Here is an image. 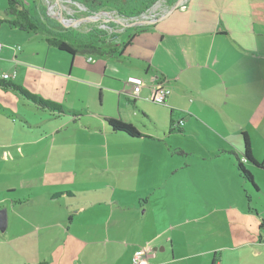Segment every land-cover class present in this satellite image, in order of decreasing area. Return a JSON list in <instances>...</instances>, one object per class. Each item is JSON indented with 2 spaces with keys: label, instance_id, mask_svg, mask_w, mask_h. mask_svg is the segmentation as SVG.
<instances>
[{
  "label": "crops",
  "instance_id": "obj_1",
  "mask_svg": "<svg viewBox=\"0 0 264 264\" xmlns=\"http://www.w3.org/2000/svg\"><path fill=\"white\" fill-rule=\"evenodd\" d=\"M7 1L0 78L64 108L43 110L13 90L42 112L30 123L42 130L17 153L27 157L26 144L45 164L31 176L41 183L4 206L0 234L20 262L133 264L145 251L148 264H264V168L244 160L243 136L264 166V0H189L124 34L121 55L94 62L10 28ZM159 85L171 90L166 105L151 100Z\"/></svg>",
  "mask_w": 264,
  "mask_h": 264
},
{
  "label": "trees",
  "instance_id": "obj_2",
  "mask_svg": "<svg viewBox=\"0 0 264 264\" xmlns=\"http://www.w3.org/2000/svg\"><path fill=\"white\" fill-rule=\"evenodd\" d=\"M84 5L89 12H100L104 10H115L126 17H136L150 9L158 0H72ZM178 0H168L173 5ZM34 6L32 11L22 0H8L6 14L9 17L4 20L12 29L28 32L45 38L46 42L61 52L70 55H95L99 57H113L123 53L131 43V39H122L117 42L116 34L109 33L99 27L97 23H91L85 29H75L51 18L46 13V7L40 0H31ZM135 27V29L144 28ZM132 38V36L130 37ZM0 88L14 90L32 101L37 107L50 112H62V105L46 100L39 95L33 94L18 85L14 81L0 78ZM108 126L115 132H122L132 138L144 137L133 125L115 119H106ZM180 132L181 129L171 128L170 132ZM244 136V157L247 162L264 168L263 164L257 162L253 155L251 141L247 133ZM238 169L243 177L252 187L258 189L257 183L251 171H249L240 158ZM36 264H48L39 262Z\"/></svg>",
  "mask_w": 264,
  "mask_h": 264
},
{
  "label": "rangeland",
  "instance_id": "obj_3",
  "mask_svg": "<svg viewBox=\"0 0 264 264\" xmlns=\"http://www.w3.org/2000/svg\"><path fill=\"white\" fill-rule=\"evenodd\" d=\"M22 1L34 11L31 0ZM40 2L46 7L47 15L53 18L49 14V11L47 12L50 2L47 0H40ZM69 4L64 5L66 9H61V15L75 22L74 24L70 23L71 27L73 26L78 30L85 29L86 22L84 20L81 21L85 16L79 11L74 13L76 5ZM61 5L62 4L59 2L55 9L56 12H59V6ZM67 23L69 24V22ZM132 30V28H129L124 34ZM37 38V40H42L43 37L39 36ZM3 41L2 39L0 42L4 43ZM8 72L11 73L10 68ZM24 81L27 87L36 86L30 77L26 78ZM4 101L7 105L1 103ZM11 105L13 108L15 107V109L12 108L10 110L7 108ZM41 114V111L31 103L24 101L22 97L15 94L13 90L0 88V210L1 208L6 209L4 206L8 208L12 207L13 199L18 197L20 193L41 183L38 178L37 181L31 180V176L42 173L45 164L40 163L39 160L36 163L31 162L32 152L29 149L32 148H29L26 144H23L22 147L27 152V157L21 158L17 153V150H20V143L33 139L42 130L36 127L30 128L31 121L39 119ZM39 148V146L35 147V149ZM12 187H16L19 190L14 192V188ZM10 216L11 221H13V213L10 212ZM1 232L2 231H0V233ZM8 239L9 237L7 235L4 237V235L2 236L0 234V264H22L20 262L21 256L17 253V244L8 243ZM249 262L250 259H247L248 264Z\"/></svg>",
  "mask_w": 264,
  "mask_h": 264
},
{
  "label": "built area",
  "instance_id": "obj_4",
  "mask_svg": "<svg viewBox=\"0 0 264 264\" xmlns=\"http://www.w3.org/2000/svg\"><path fill=\"white\" fill-rule=\"evenodd\" d=\"M49 3V7L47 12L49 11V14L54 18L58 19L59 17H63L64 22L63 24L66 26L71 27L69 23H75L72 19H67L65 16L61 15V9H66L64 6L65 4H75L76 10L75 12H82L83 18L81 21L86 22V26H88L91 23H97L99 27L103 28L109 33L116 34V40L117 42H121L122 38L124 36V33L127 32L129 28H135V27H142L147 26L150 22H157L159 19L167 16L173 8L178 6V8L184 9L187 6V3L189 0H178L175 4L171 5L168 0H158L150 9L145 11L139 16L136 17H126L121 14H119L115 10H104L100 12H89L88 9L78 3L73 2L72 0H47ZM54 1V2H53ZM59 2L62 4L59 6V12H56L57 5ZM69 4V5H70ZM80 20V19H79ZM76 21V20H75ZM73 27V26H72ZM2 44H0V50L2 49ZM20 49V46H19ZM89 61L94 62V58L90 55ZM3 79L10 80L11 76L9 74H5ZM142 85H137L134 87V96L139 97V94L141 92ZM171 93V90L167 88L166 86L159 85L157 86L153 91L151 95V100L159 105H166L167 104V98L169 94ZM183 125V121L179 124L173 125L172 128L174 129H181V126ZM245 160V159H244ZM133 264H148L146 260V252L145 251H139L134 259Z\"/></svg>",
  "mask_w": 264,
  "mask_h": 264
},
{
  "label": "water",
  "instance_id": "obj_5",
  "mask_svg": "<svg viewBox=\"0 0 264 264\" xmlns=\"http://www.w3.org/2000/svg\"><path fill=\"white\" fill-rule=\"evenodd\" d=\"M177 8H178V6H176L175 8H173L172 11H171L167 16H165V17L159 19L158 21H161V20L165 19L166 17H168V16H169L170 14H172ZM57 20H58L59 22H61V23L64 22L63 17H59ZM158 21H157V22H158ZM157 22H155V23H157ZM155 23H154V22H150V23H147V24H149V25H154ZM6 226H7V211H6V209H1V210H0V230H1V231H5Z\"/></svg>",
  "mask_w": 264,
  "mask_h": 264
},
{
  "label": "bare ground",
  "instance_id": "obj_6",
  "mask_svg": "<svg viewBox=\"0 0 264 264\" xmlns=\"http://www.w3.org/2000/svg\"><path fill=\"white\" fill-rule=\"evenodd\" d=\"M70 24V23H69Z\"/></svg>",
  "mask_w": 264,
  "mask_h": 264
}]
</instances>
